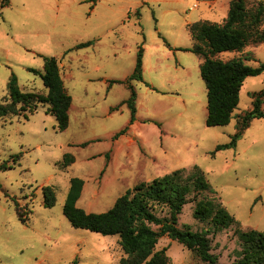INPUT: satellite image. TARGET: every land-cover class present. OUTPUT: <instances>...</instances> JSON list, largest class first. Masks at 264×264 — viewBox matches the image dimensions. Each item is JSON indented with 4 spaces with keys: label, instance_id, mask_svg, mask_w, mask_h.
Wrapping results in <instances>:
<instances>
[{
    "label": "rangeland",
    "instance_id": "obj_1",
    "mask_svg": "<svg viewBox=\"0 0 264 264\" xmlns=\"http://www.w3.org/2000/svg\"><path fill=\"white\" fill-rule=\"evenodd\" d=\"M231 1L220 0L211 10L207 0H9L3 8L0 0V103L7 100L12 75L23 92L47 94L41 77L30 71L43 72L45 57L59 60L73 100L64 132L43 106L29 120L0 119V166L12 167L0 171V264H118L126 256L119 236L71 225L64 206L73 178L85 182L78 206L102 214L142 182L178 171L185 177L197 173L209 190L188 196L178 227L209 231L220 264L237 261L239 231L264 233V119L253 121L235 148L212 156L217 146L231 142L240 117L252 108V94L264 90V74L246 80L228 126L209 128L202 59L191 51L170 50L192 48L196 42L187 25L223 23ZM260 2L250 1L248 8ZM88 42L93 44L78 49ZM141 46L147 71L144 83L132 82L139 121L131 124V112L122 105L130 98L128 86L109 89L102 78H129ZM234 57L249 58L247 64L258 67L264 64V44L218 56ZM87 78L95 79L92 87ZM123 129L132 145L127 140L115 145ZM67 154L75 163L63 170ZM49 186L57 194L52 208L45 205ZM205 198L221 204L237 224L216 232L209 220L197 219L196 205ZM156 213L167 215L161 208ZM164 248L170 264H206L167 236L157 250Z\"/></svg>",
    "mask_w": 264,
    "mask_h": 264
},
{
    "label": "trees",
    "instance_id": "obj_2",
    "mask_svg": "<svg viewBox=\"0 0 264 264\" xmlns=\"http://www.w3.org/2000/svg\"><path fill=\"white\" fill-rule=\"evenodd\" d=\"M250 1L258 0H232L223 23L205 20L189 25L188 30L196 43L192 49H180L191 51L202 59L200 70L207 89L206 126L209 128L228 126L240 104V95L246 80L264 74V64L258 67L250 66L247 64L249 58H218L224 53H241L249 46L264 44V3L260 2L255 9H249ZM1 3L2 8L6 7L9 0H1ZM92 44L93 42L81 44L78 49ZM143 53L141 46L135 70L127 80L109 82L110 85L128 86L130 98L122 105H127L131 112V124L136 120L138 98L132 82H145ZM44 61L43 72L34 69L30 71L41 77L47 94L23 92L18 78L12 75L7 85V100L0 103V119L14 116L29 120L30 116L43 106L48 114L55 117L57 129L64 132L70 125L73 100L65 87L59 60L55 57H45ZM122 105L113 110H118ZM263 106L264 90L253 93L252 108L240 117L231 142L217 146L212 156L235 148L252 122L264 119ZM127 130L123 129L114 139L125 135ZM74 163V156L67 154L61 168L66 170ZM9 169L12 167L6 164L0 166V171ZM84 185V180L80 178L71 179L64 214L75 229L88 230L104 236H119L121 248L126 256L118 264H170L167 249L157 250L160 239L165 236L193 251L204 263L220 264L218 256L212 253L209 231L195 232L188 227H178L179 217L189 203L188 196L209 190L210 185L197 173L185 177L178 171L156 178L150 183L142 182L119 197L113 208L102 214L88 213L78 206ZM44 195L45 205L54 207L57 202L55 188L45 187ZM159 208L166 210L167 215L159 217L156 213ZM20 217L24 223L27 222V218L21 214ZM195 217L202 221L209 220L216 232L237 224L235 217L210 198L198 201ZM153 225L159 227V230L155 231ZM239 237L242 249L236 252L237 261L233 264H264V233L251 229L239 231Z\"/></svg>",
    "mask_w": 264,
    "mask_h": 264
},
{
    "label": "crops",
    "instance_id": "obj_3",
    "mask_svg": "<svg viewBox=\"0 0 264 264\" xmlns=\"http://www.w3.org/2000/svg\"><path fill=\"white\" fill-rule=\"evenodd\" d=\"M209 2V4H210V6H212L211 7V10H215V9H217L218 8V6H219V3H220V0H214V1H208ZM94 7V6H93ZM194 8H197V5H195L194 6ZM194 24V23H193ZM189 25H191V24H188L187 25V30H188V26ZM189 31V30H188ZM192 36V35H191ZM193 38V37H192ZM194 40V39H193ZM170 47V46H169ZM194 47V45L192 46V48ZM192 48H185V47H175V46H172L171 47V52H174V53H176L177 51H180V49H192ZM202 63V62H201ZM201 65V64H200ZM146 71H147V65H146V63H145V61H144V75L146 74ZM128 79V78H127ZM126 79V80H127ZM87 81H86V84H87V86L89 87H92V85L94 84V82H95V79L94 78H87L86 79ZM117 81H123V80H117ZM125 81V80H124ZM109 80L107 79V78H102V83L104 84V85H107V84H109ZM65 83V82H64ZM113 85H110L109 84V89H111V87H112ZM92 90H94V89H92ZM91 91H89V89H88V91L86 90V95H89V94H91L90 93ZM125 102V101H124ZM208 112V111H207ZM138 114H139V109H137V115H136V120H135V122L133 123V124H136V123H138V121H139V117H138ZM127 134V133H126ZM125 134V135H126ZM125 135H123V136H120V137H118V138H116L115 140V145H123V143H124V141L125 140H127V144L128 145H132L129 141V137L128 136H125ZM131 139H136V137H132Z\"/></svg>",
    "mask_w": 264,
    "mask_h": 264
}]
</instances>
